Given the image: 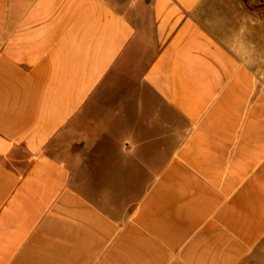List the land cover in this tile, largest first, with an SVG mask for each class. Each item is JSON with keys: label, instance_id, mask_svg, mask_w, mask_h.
<instances>
[{"label": "crops", "instance_id": "0c3cea01", "mask_svg": "<svg viewBox=\"0 0 264 264\" xmlns=\"http://www.w3.org/2000/svg\"><path fill=\"white\" fill-rule=\"evenodd\" d=\"M264 253V0H0V264Z\"/></svg>", "mask_w": 264, "mask_h": 264}, {"label": "rangeland", "instance_id": "374dc122", "mask_svg": "<svg viewBox=\"0 0 264 264\" xmlns=\"http://www.w3.org/2000/svg\"><path fill=\"white\" fill-rule=\"evenodd\" d=\"M250 264H264V253H257L250 261Z\"/></svg>", "mask_w": 264, "mask_h": 264}]
</instances>
